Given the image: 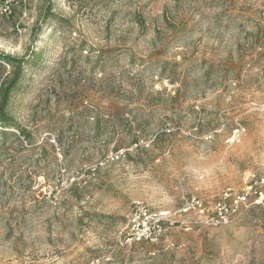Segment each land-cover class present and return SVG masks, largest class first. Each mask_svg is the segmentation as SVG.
<instances>
[{
  "label": "rangeland",
  "instance_id": "rangeland-1",
  "mask_svg": "<svg viewBox=\"0 0 264 264\" xmlns=\"http://www.w3.org/2000/svg\"><path fill=\"white\" fill-rule=\"evenodd\" d=\"M79 2L0 0V53L25 58L0 126V264H264V204L203 222L264 178V0ZM165 8L173 29L150 20ZM11 72L0 59V85ZM134 201L166 214L158 244L124 243Z\"/></svg>",
  "mask_w": 264,
  "mask_h": 264
},
{
  "label": "built area",
  "instance_id": "built-area-1",
  "mask_svg": "<svg viewBox=\"0 0 264 264\" xmlns=\"http://www.w3.org/2000/svg\"><path fill=\"white\" fill-rule=\"evenodd\" d=\"M264 178L254 180L246 190L233 191L225 189L219 198L213 202L211 211L204 216L203 222L217 227L226 224L242 208L264 204V192L256 189V184L264 185ZM191 208H198L203 212L202 202L191 197L186 201L184 211ZM165 213L150 208L146 203L134 201L130 210L127 227L128 231L123 240L125 244L150 243L158 244L164 237Z\"/></svg>",
  "mask_w": 264,
  "mask_h": 264
},
{
  "label": "trees",
  "instance_id": "trees-1",
  "mask_svg": "<svg viewBox=\"0 0 264 264\" xmlns=\"http://www.w3.org/2000/svg\"><path fill=\"white\" fill-rule=\"evenodd\" d=\"M109 0H81L79 2L80 4L77 5V7H85L88 9H95V8H106V4ZM78 8V9H79ZM77 9V10H78ZM51 17H53L59 24H66L69 25V19L65 20L62 17L56 16L55 14H49ZM152 22L155 21H162L164 24V27L167 28H175L177 26V23L179 22L177 20V14H172L171 11L167 10V8L163 9L160 16L158 17H152L150 18ZM172 21L176 23H172ZM135 22L137 24L142 25V17L140 15L135 18ZM140 25V26H141ZM157 29V27H156ZM77 53L80 55L82 52H86V49L84 48V45L82 42L77 44V48L75 49ZM114 51L111 50L110 53H113ZM89 56V55H88ZM98 59H96V64L99 63L100 55L97 56ZM0 59L4 62H7L8 64L12 65V72L9 78H7L1 85H0V126H5L7 123H9V113L7 110V106L9 103L10 95L12 92H14L17 89L18 82L21 77L22 68L24 64L25 58H16L9 55H4L0 53ZM120 86V85H119ZM115 84L113 83L108 92L107 96L110 97V99H113L115 97ZM119 88V87H118Z\"/></svg>",
  "mask_w": 264,
  "mask_h": 264
}]
</instances>
